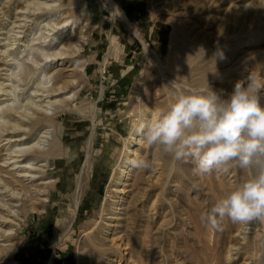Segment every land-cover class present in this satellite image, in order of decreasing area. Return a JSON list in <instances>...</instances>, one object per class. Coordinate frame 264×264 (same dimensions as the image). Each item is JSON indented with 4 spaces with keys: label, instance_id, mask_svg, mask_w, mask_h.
Returning <instances> with one entry per match:
<instances>
[{
    "label": "rangeland",
    "instance_id": "374dc122",
    "mask_svg": "<svg viewBox=\"0 0 264 264\" xmlns=\"http://www.w3.org/2000/svg\"><path fill=\"white\" fill-rule=\"evenodd\" d=\"M14 1L18 7L27 2L0 0L1 60L5 44L21 30H13ZM72 1L71 20L63 28L71 31L76 19L90 25L77 55L82 76L66 95L69 108L48 110L53 114L47 122L50 139H57L36 183H51L43 202L36 204L38 210L21 200L15 207L18 217L4 224L13 230L3 237L2 243L10 245L0 249V264H264V221L233 224L225 219L222 231L200 221L202 213L241 182L244 172L233 164L227 171L201 176L191 163L173 171L171 161L136 140L135 132L166 108L176 91L209 86L230 93L251 72L264 76V0H115L135 28L115 18L106 0ZM39 31L33 50L39 62H28L27 80L32 82L21 81L19 102H14L23 103L20 112L38 99L30 97V86H36L47 59L37 47L52 38ZM183 45L191 48L186 57L178 52ZM218 51L224 59L213 60ZM73 61L48 58V70L72 68L78 64L71 65ZM8 147L2 138L0 158L8 157ZM141 157L152 158L151 170L128 164ZM6 160H0L5 167L11 159ZM0 186L4 207L17 203L7 194L20 185Z\"/></svg>",
    "mask_w": 264,
    "mask_h": 264
},
{
    "label": "bare ground",
    "instance_id": "6f19581e",
    "mask_svg": "<svg viewBox=\"0 0 264 264\" xmlns=\"http://www.w3.org/2000/svg\"><path fill=\"white\" fill-rule=\"evenodd\" d=\"M26 1L23 7H18V4H16L15 1L13 2L15 8H17L14 13L16 19L14 20L13 30L16 31L15 28H21V30H18L16 34H14L12 43L5 44L6 48L4 50L1 49L3 53H5L4 59H0L3 62L1 69L6 71L3 79H1L0 76V141L2 138L7 140L9 151L7 150L8 157L0 158V160L5 162L7 161L6 159H11V161L7 167H5V163L0 162V185L2 183H5L7 186L8 184H10V186L11 184H19L20 187L17 186V188L19 187L20 190L12 186V192L7 194L10 196L9 199L15 200L17 203L13 202L8 208H5L4 204L0 202V209L6 210L4 211L6 213L0 212V249H4L10 245L9 243L2 242L6 240L3 237L9 234L10 230L13 229H4V224H8L18 217L19 210L15 209V207L19 205L18 202L21 200H25V203L30 201V203H32V209L38 210L36 204H41L43 202L41 196L47 193L51 179H45L38 183H36V181L42 179L46 171L45 168L49 162L48 156L55 151L54 144L57 138L54 137L50 139L52 130L51 125L47 124L48 121L53 119V114H50L48 110L53 109V113H57L60 109L69 108L71 105L69 103L71 100L69 96L66 95L68 92L73 91V88L77 87L75 83H77L76 81L78 78L82 76V71L79 69V67L82 66L79 64L81 60L77 58V55H79L85 47L84 44L86 43L90 26L88 25L89 22L85 23L83 20L80 21V19H76L70 25L71 31L68 32V29L66 30L63 28L66 26L65 24L71 20L69 19V10L73 3L72 0ZM17 2L20 3V1ZM106 2L112 9L115 18H120L130 27L135 28L133 22L115 0H106ZM29 22H31V24H29ZM39 30L42 31L41 34L45 38L50 35H52V38L50 37L49 39L48 47H37L38 50L40 49L45 59H47L40 71L39 77L36 79V86H30V88H33L30 97L32 99H35V97L38 99H36L31 106L25 104L26 107L20 112L18 108L23 107V103L14 104V102H17L16 100L19 102L17 90L21 81H26L27 77H30L29 74L32 68L28 62L33 61L34 64L39 62L37 59L38 55L33 51L35 46L34 42L38 38L37 33L40 32ZM47 30H53V33H47ZM21 32L24 33L22 38L20 37L21 35H19ZM23 38H25V40L22 44L25 48L22 50L20 48V42ZM15 44L17 45L15 48L9 47V45L14 46ZM179 47H181L178 50L179 54L186 57L191 48L184 45ZM23 53H25V55L23 58H20V54ZM7 56L10 58L8 59ZM67 57L74 60L71 65L78 64L72 68H69L70 65H66L63 68L56 65L53 71L48 70V58H51V61H53L55 59L62 60ZM22 74H25V76ZM19 76L21 77L19 78ZM35 76L37 77V75ZM30 81L31 78L29 81L27 80L25 85L30 84L32 82ZM40 91H42V94ZM136 140L140 142L142 139L136 137ZM132 152L137 155L136 149ZM127 168H129V166ZM3 173L9 174L10 178L6 179ZM40 173L43 175L38 176ZM123 173L126 175L129 174L126 170H123ZM123 183V185H127V180H124ZM119 191H125V187L121 188ZM77 203L78 200L76 201V206Z\"/></svg>",
    "mask_w": 264,
    "mask_h": 264
},
{
    "label": "clouds",
    "instance_id": "9594fccd",
    "mask_svg": "<svg viewBox=\"0 0 264 264\" xmlns=\"http://www.w3.org/2000/svg\"><path fill=\"white\" fill-rule=\"evenodd\" d=\"M214 59H224L219 51ZM172 102L154 119L135 130L173 171L191 163L197 175L227 171L229 165L245 176L200 215L202 224L222 231L233 224L264 221V76L251 72L230 93L194 89L176 91ZM133 169L151 170L152 158L130 159Z\"/></svg>",
    "mask_w": 264,
    "mask_h": 264
}]
</instances>
